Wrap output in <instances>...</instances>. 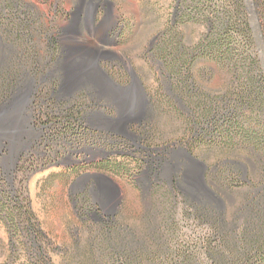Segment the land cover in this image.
<instances>
[{
	"label": "rangeland",
	"instance_id": "rangeland-1",
	"mask_svg": "<svg viewBox=\"0 0 264 264\" xmlns=\"http://www.w3.org/2000/svg\"><path fill=\"white\" fill-rule=\"evenodd\" d=\"M205 1L0 0V61L14 67L23 58L27 71L0 107V264H94V240L105 233L99 218L114 214L150 242L158 219L181 221L182 238L201 233L180 204L170 213V192L228 219L250 200L264 205V96L246 100L251 77H264L260 22L253 0H243L255 45L221 31L223 11ZM217 2L232 8L231 0ZM22 8L28 23L14 12ZM35 57L42 66L60 60L34 74ZM39 83H53L52 98L66 106L37 107ZM141 122L140 146L172 149L162 163L157 153L112 148L91 133L125 136L127 125ZM11 195L28 203L39 233L24 230L29 215L12 212Z\"/></svg>",
	"mask_w": 264,
	"mask_h": 264
},
{
	"label": "trees",
	"instance_id": "trees-1",
	"mask_svg": "<svg viewBox=\"0 0 264 264\" xmlns=\"http://www.w3.org/2000/svg\"><path fill=\"white\" fill-rule=\"evenodd\" d=\"M203 2L206 3L205 0ZM231 3L232 8L227 10L226 5L223 7L216 0L217 13L223 11V15L226 17L223 19L224 25L221 31L231 33V30H234L237 36L248 39L256 45V34L250 22L247 6L243 0H231ZM253 6L260 22L261 38L264 42V0H253ZM205 9H207L206 6ZM14 12L18 18L26 15L23 8L15 9ZM23 22L28 23L25 17H22ZM26 29L27 25L20 26L19 38L26 37ZM58 42V37H55L53 44L57 49ZM1 45L0 43V54H2ZM214 45L217 44L213 43L210 47H216ZM34 48L33 53L36 52ZM180 50L179 47L177 53ZM222 53L225 54V51ZM39 59L38 57L34 58V74L39 73L42 69L49 73L54 69L57 61L56 58H50L47 61L48 65L42 66L39 64ZM14 67L0 61V107L12 100L15 91L24 82L27 71H25L23 58H18ZM39 85L41 86L38 93L40 105L38 104L37 107L42 106V109L48 108V110L54 111L66 106V103L52 98V93L55 90L53 83H50L46 88L41 83ZM247 94V103H259L261 96H264V77L259 74L253 75ZM261 109L264 113V104ZM68 118L72 119L74 115L71 114ZM213 120L216 121V118ZM0 145H3V141H0ZM4 147L8 146L4 144ZM0 154L3 153L0 152ZM1 172L0 168V179L2 178ZM174 180L181 187L179 178L175 176ZM170 195L172 201L170 213L176 212V207L180 204L187 217H193V220L188 221V224L195 228L204 226L201 233L190 234L187 238H182L180 234L181 221L170 219V223H168L164 219H158L152 224L151 239L153 242H150L149 239L140 236L131 228L119 225L118 214L100 217L99 220L103 224L105 233L102 239L94 240V264H264L263 203L250 200L240 208L235 218L228 219L224 210L216 209L204 201H194L187 194H183L182 199L178 201L177 193L170 192ZM10 199L12 203L9 207L12 208V212L16 210L19 215H29L26 218L27 224L24 225V230L28 234L39 233L38 228L33 224L34 219L28 203L24 205L23 201L12 195ZM0 200H2V196H0ZM1 202L3 203V200ZM5 204L3 207H6ZM12 220L17 227L23 225L22 222L16 220V216ZM166 223L170 225V233L166 232ZM44 264L49 263L45 262Z\"/></svg>",
	"mask_w": 264,
	"mask_h": 264
},
{
	"label": "flooded vegetation",
	"instance_id": "flooded-vegetation-1",
	"mask_svg": "<svg viewBox=\"0 0 264 264\" xmlns=\"http://www.w3.org/2000/svg\"><path fill=\"white\" fill-rule=\"evenodd\" d=\"M57 60H60V58H57ZM114 65L120 67L117 63H114ZM139 125L140 126H137L136 128L133 125H127L126 126L127 132L125 136L116 134L113 132H109V131L96 130L95 132L93 131L92 132L90 131V132L93 133V135L96 136L97 138H101V139H105L109 141V143L111 144L110 147L112 148H125V149L134 150V148H139L140 144L143 143L144 137H145V132L143 131L145 125L142 124V122ZM140 147L144 149L147 155L151 156V158L153 157L155 153H157L158 155L156 156V159H158L159 163H162V159H164L162 156V153L163 154L169 153L170 150H172L168 146L160 148L161 150L152 149L151 147H144V146H140ZM158 171H159L158 176H160V170ZM175 171L176 172L174 175L179 178L180 183L182 184L185 181L182 167L179 166ZM161 181L162 180H159V182Z\"/></svg>",
	"mask_w": 264,
	"mask_h": 264
},
{
	"label": "water",
	"instance_id": "water-1",
	"mask_svg": "<svg viewBox=\"0 0 264 264\" xmlns=\"http://www.w3.org/2000/svg\"><path fill=\"white\" fill-rule=\"evenodd\" d=\"M142 89V87H141ZM188 156L193 159L194 161H198L196 158L193 157V155H191V153H188ZM204 167H206V165L204 163H201ZM202 176H203V173H201V178L200 180H202ZM114 187H117V185L115 184V182L108 176H104ZM118 188V187H117Z\"/></svg>",
	"mask_w": 264,
	"mask_h": 264
}]
</instances>
